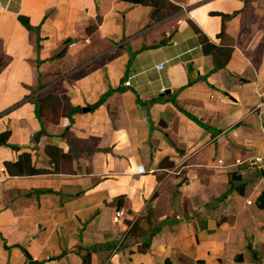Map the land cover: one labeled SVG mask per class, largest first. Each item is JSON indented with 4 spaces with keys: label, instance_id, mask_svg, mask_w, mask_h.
<instances>
[{
    "label": "crops",
    "instance_id": "crops-1",
    "mask_svg": "<svg viewBox=\"0 0 264 264\" xmlns=\"http://www.w3.org/2000/svg\"><path fill=\"white\" fill-rule=\"evenodd\" d=\"M139 1L0 0V264H264V0Z\"/></svg>",
    "mask_w": 264,
    "mask_h": 264
},
{
    "label": "trees",
    "instance_id": "trees-1",
    "mask_svg": "<svg viewBox=\"0 0 264 264\" xmlns=\"http://www.w3.org/2000/svg\"><path fill=\"white\" fill-rule=\"evenodd\" d=\"M138 2H142V1H139ZM23 22V21H22ZM24 26L27 28V29H31V27L28 26L27 23L23 22ZM2 65V64H1ZM8 132H3L2 134H0V143H2L3 141L1 140V138H5L8 136ZM35 172V171H33ZM33 172H30V173H33ZM257 205L259 208H264V191L259 195L258 199H257Z\"/></svg>",
    "mask_w": 264,
    "mask_h": 264
},
{
    "label": "built area",
    "instance_id": "built-area-1",
    "mask_svg": "<svg viewBox=\"0 0 264 264\" xmlns=\"http://www.w3.org/2000/svg\"><path fill=\"white\" fill-rule=\"evenodd\" d=\"M160 68H161V67L159 66L158 69H160ZM136 169H137L136 171H137L138 174H142V173L145 172L143 166H137Z\"/></svg>",
    "mask_w": 264,
    "mask_h": 264
},
{
    "label": "water",
    "instance_id": "water-1",
    "mask_svg": "<svg viewBox=\"0 0 264 264\" xmlns=\"http://www.w3.org/2000/svg\"><path fill=\"white\" fill-rule=\"evenodd\" d=\"M41 132H37L35 136L33 137L34 141L36 142L38 140V137L40 136Z\"/></svg>",
    "mask_w": 264,
    "mask_h": 264
}]
</instances>
